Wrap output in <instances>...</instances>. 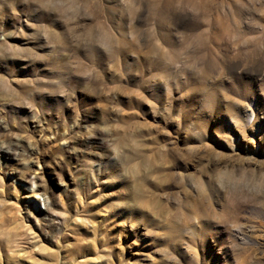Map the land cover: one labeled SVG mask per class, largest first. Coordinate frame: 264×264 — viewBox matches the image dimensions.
Wrapping results in <instances>:
<instances>
[{"label":"rangeland","instance_id":"374dc122","mask_svg":"<svg viewBox=\"0 0 264 264\" xmlns=\"http://www.w3.org/2000/svg\"><path fill=\"white\" fill-rule=\"evenodd\" d=\"M0 264H264V0H0Z\"/></svg>","mask_w":264,"mask_h":264},{"label":"bare ground","instance_id":"6f19581e","mask_svg":"<svg viewBox=\"0 0 264 264\" xmlns=\"http://www.w3.org/2000/svg\"><path fill=\"white\" fill-rule=\"evenodd\" d=\"M224 30V29H223ZM223 30H221V31H223ZM5 157H11L12 155L10 154V151H5ZM51 219V218H50Z\"/></svg>","mask_w":264,"mask_h":264}]
</instances>
